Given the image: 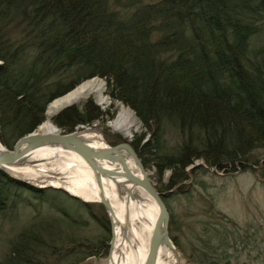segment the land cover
Segmentation results:
<instances>
[{
    "label": "trees",
    "instance_id": "trees-1",
    "mask_svg": "<svg viewBox=\"0 0 264 264\" xmlns=\"http://www.w3.org/2000/svg\"><path fill=\"white\" fill-rule=\"evenodd\" d=\"M126 1L132 12L117 20L104 0H0V143L11 149L45 121L51 102L99 74L109 95L145 124L172 112L206 128L177 156L151 161L172 169L167 188L187 178L183 170L196 158L218 170L257 164L252 152L264 144V68L254 54L264 50L255 41L264 44V0ZM108 115L88 98L52 120L71 132ZM103 130L110 145L126 140ZM157 142L154 133L129 141L140 158L161 157ZM207 213L188 219L186 229L198 230L186 244L170 214L169 236L187 262L252 264L239 226L211 206ZM110 238L99 202L0 170V264H86L108 254Z\"/></svg>",
    "mask_w": 264,
    "mask_h": 264
},
{
    "label": "rangeland",
    "instance_id": "rangeland-1",
    "mask_svg": "<svg viewBox=\"0 0 264 264\" xmlns=\"http://www.w3.org/2000/svg\"><path fill=\"white\" fill-rule=\"evenodd\" d=\"M104 1L107 3V9L110 10L114 16L118 14L116 17L117 20L129 18L132 11L125 6V2H127L126 0ZM146 1L149 2L156 0H143V2ZM154 38L156 39V37ZM255 41L259 45H264L261 42L262 38L255 39ZM257 50L258 53L256 52V54H254L253 52L252 55L254 54L257 60L262 61L261 66L264 68V50ZM94 78H98L103 82L104 89L102 94L106 101L101 102L97 93H91L72 104L80 105L86 99L91 98L101 109L109 110V115L104 121L97 120L91 125H80L77 128L82 131L84 129L87 130L92 128L100 132L105 140L104 127L107 128L110 133H117L123 138H126L125 141L132 140L135 144L137 140L142 138L146 139V137L150 138L154 133L155 137L158 139L157 143L159 145V151L157 150L158 153H156V151H154V153L155 155L160 154L161 157L151 158L149 154H144L142 156L143 158L140 159L155 187L162 190V192H159H161L162 196L164 194V200L168 211L170 212L169 214L174 216L178 224L180 223L181 228L177 233L178 235H181V237L178 236L179 239L185 241L184 244H186L188 238H193L195 231L198 229H186L188 219H191V217L193 218V215L195 214H200L202 217L207 218V209L211 206L220 216L233 220L239 226V231L246 234L244 240L247 243L246 249H249L250 251L249 260H251V263L264 264V174H262L261 171L264 162V149H262L261 146L264 144L257 146L255 148L256 150H253L252 152L255 157H259V162L254 164L249 161V164H245V169L236 165L234 170L230 168H227L226 170H218L215 167L210 166L203 158H196L191 164L186 165L183 170V176L186 177L187 174V178L181 179V182H178V184L176 183L172 188H167L172 169L166 167L159 168L152 162H160L162 159L165 160L164 157L168 158L169 156H177L181 145L185 141L187 142L191 140L192 144L193 142L196 144V140L202 137L203 130H206V128H202V125L196 122L190 123L184 121L179 114L172 112L163 113L159 116L157 121L152 118L151 121L153 122H150V125H147L137 115L133 108L125 104L122 100L113 99L109 95V84L105 77L95 74L82 82L84 83L85 81H88V79L91 80ZM82 82L77 86L81 85ZM70 91H72V89ZM121 106L130 109L138 121V127L133 129L130 136H126L123 131L114 129L112 126V122L119 114ZM46 115L47 113H45L44 120L47 119ZM45 163L48 168L56 167V164L53 162L51 163L48 161ZM22 179L36 187H57L44 182L38 183L31 178L22 177ZM141 200L142 196L140 195L138 201L134 204L138 205ZM3 246L4 244L0 241V251L4 248ZM247 250L242 252L244 254L243 257H245V255L247 256ZM177 251L182 264H189L184 252H181L178 249ZM106 256L91 259L86 264H106Z\"/></svg>",
    "mask_w": 264,
    "mask_h": 264
},
{
    "label": "bare ground",
    "instance_id": "bare-ground-1",
    "mask_svg": "<svg viewBox=\"0 0 264 264\" xmlns=\"http://www.w3.org/2000/svg\"><path fill=\"white\" fill-rule=\"evenodd\" d=\"M103 89V82L94 78L55 99L49 104L47 119L39 126V130L43 132L55 130L56 126L52 120L54 114L64 106L75 103L91 93H97L100 101L105 102L106 99L102 94ZM112 126L114 129L123 131L126 136H130L133 129L138 127V121L130 109L121 106ZM81 133L89 144L94 146L103 144L104 138L100 132L89 128L84 129ZM48 161L55 163L56 167H46L45 162ZM8 171L17 177L31 178L38 183L44 182L64 188L69 193L87 201L93 202L99 198L97 184L85 161L75 152L58 146H38L30 153L22 166L8 168ZM106 182L103 184L104 193L111 199L114 213L118 219L114 226L115 239L111 252L112 260H108L107 264H113V262L117 264H143L148 252L149 234L156 212L155 204L144 189L135 188L139 197L142 196V200L138 205L134 203L139 198L130 201L127 212L129 218L125 228V199L123 197V199H119L114 188ZM155 264H182V261L165 244H161Z\"/></svg>",
    "mask_w": 264,
    "mask_h": 264
},
{
    "label": "water",
    "instance_id": "water-1",
    "mask_svg": "<svg viewBox=\"0 0 264 264\" xmlns=\"http://www.w3.org/2000/svg\"><path fill=\"white\" fill-rule=\"evenodd\" d=\"M67 106L61 108L56 114ZM39 126L36 130L23 135L16 140L11 149L0 143V170L5 171L14 178L23 180L10 173L8 168L22 166L26 162L30 153L38 146L54 145L73 151L78 154L90 168L98 187L99 196L98 200L93 202H99L102 204L110 221L111 238L108 254L105 259L106 264L108 263V260H112L111 252L115 239L114 226L118 221L113 210L111 199L104 193L105 188L103 184L106 181V183L114 188L119 199H125V228L127 227L129 218L127 212L130 201L139 198L135 188L144 189L155 204L156 212L150 229L148 252L143 264L156 263L161 244H165L173 251L176 257L180 258L179 253L169 236L170 214L163 201L162 194L153 184L140 157L129 141L110 145L104 140L102 145L94 146L86 142L82 136V130H79L78 128L71 132H64L55 125V130L43 132L39 130ZM61 189L68 192L64 188ZM69 194L83 201H87L72 193ZM113 264L117 263L113 262Z\"/></svg>",
    "mask_w": 264,
    "mask_h": 264
}]
</instances>
